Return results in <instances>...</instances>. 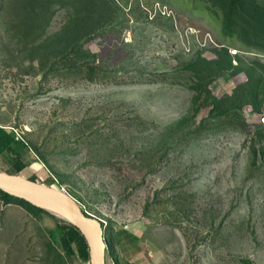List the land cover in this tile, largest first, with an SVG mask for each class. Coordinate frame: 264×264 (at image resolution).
<instances>
[{
  "label": "rangeland",
  "instance_id": "1",
  "mask_svg": "<svg viewBox=\"0 0 264 264\" xmlns=\"http://www.w3.org/2000/svg\"><path fill=\"white\" fill-rule=\"evenodd\" d=\"M111 4L80 61L55 40L76 0H0V124L29 147L15 175L55 177L103 222L106 264H264V41L225 34L211 0ZM199 62L217 79L194 103ZM209 91L239 106L212 115ZM57 217L0 196V264L90 260Z\"/></svg>",
  "mask_w": 264,
  "mask_h": 264
},
{
  "label": "trees",
  "instance_id": "2",
  "mask_svg": "<svg viewBox=\"0 0 264 264\" xmlns=\"http://www.w3.org/2000/svg\"><path fill=\"white\" fill-rule=\"evenodd\" d=\"M78 4V11L81 6L84 7L79 13L77 12L73 15L67 24L64 26V33L61 32L57 35L56 41L65 40L69 43H72L73 49L67 50L65 55L78 58L80 61H86L90 53L88 50L83 48L84 44L90 41L96 34L97 29L100 25L104 24V21H109L112 17L114 7L111 2L113 0H76ZM214 4L220 6L223 9V32L227 35H232L237 33L240 38L243 37L241 33V28L247 26L249 30L253 32L255 41H249L251 44L261 45L264 41V5H262L258 0H211ZM264 45H262V48ZM229 59L226 60L227 66H232V57L228 54ZM215 61L216 65H221V63ZM200 63V62H199ZM201 66L196 68L197 75L193 77L196 80L194 82L193 89L198 92L194 97V103H197L201 98L203 91H208L206 84L212 83L217 79V75L210 71L209 63L202 62ZM198 65L194 62L193 66ZM220 67V66H219ZM204 80H207L204 81ZM208 97L212 103L211 114H224L229 111L233 106H239L238 103H235L231 99V95L218 96L212 94L209 91ZM189 116H185L180 120L181 123L187 122ZM13 130V129H12ZM7 127L0 124V158L6 156L10 161V170L11 174H18L27 167V163L23 158L22 152L17 148L18 145L27 147V143L21 139L17 138V135ZM28 156L34 158V155L29 153ZM5 158V157H4ZM40 159L44 160L41 156ZM56 182L55 177H51L49 184L53 185ZM0 196L6 203H17L25 207L28 211L32 213L42 212L45 209L38 207L24 198L14 196L8 192L0 189ZM83 208V207H82ZM58 226L63 231L62 242L67 246V249L70 253H75L77 246L74 242V238H80V245L78 246L83 252L88 250L89 245L84 234L81 230L74 224L69 223L68 221L57 217ZM103 226V222L101 223ZM128 234V242L132 244V249L134 251H140L141 247L139 245L140 238L133 234ZM107 243V252L110 253L111 243L105 238ZM81 254V253H80ZM89 257V253H88ZM118 262V261H117ZM245 263L251 264L250 259H245ZM84 264H90V260L84 262Z\"/></svg>",
  "mask_w": 264,
  "mask_h": 264
},
{
  "label": "water",
  "instance_id": "3",
  "mask_svg": "<svg viewBox=\"0 0 264 264\" xmlns=\"http://www.w3.org/2000/svg\"><path fill=\"white\" fill-rule=\"evenodd\" d=\"M0 189L45 210L46 207H51L66 214L70 219L58 217L76 225L84 234L89 245L90 264H106L107 243L102 224L67 192L52 185L3 172H0Z\"/></svg>",
  "mask_w": 264,
  "mask_h": 264
},
{
  "label": "bare ground",
  "instance_id": "4",
  "mask_svg": "<svg viewBox=\"0 0 264 264\" xmlns=\"http://www.w3.org/2000/svg\"><path fill=\"white\" fill-rule=\"evenodd\" d=\"M46 210L51 212L52 214L56 215V216H59V217H64L66 219H70L66 214H64L63 212L57 210V209H53L51 207H46ZM70 223V222H69ZM76 223V222H75ZM77 225L79 227H82L81 224L77 223Z\"/></svg>",
  "mask_w": 264,
  "mask_h": 264
},
{
  "label": "crops",
  "instance_id": "5",
  "mask_svg": "<svg viewBox=\"0 0 264 264\" xmlns=\"http://www.w3.org/2000/svg\"><path fill=\"white\" fill-rule=\"evenodd\" d=\"M18 146L21 147L22 145H18ZM18 146H17V148L19 149ZM23 147H24V146H23ZM27 148L29 149V147H24V150H26ZM19 150H20V149H19ZM20 151H21V150H20ZM22 153H23V152H22ZM32 163H33L34 165H35V164H36V165H39V164L37 163V161H35V159L32 160Z\"/></svg>",
  "mask_w": 264,
  "mask_h": 264
},
{
  "label": "built area",
  "instance_id": "6",
  "mask_svg": "<svg viewBox=\"0 0 264 264\" xmlns=\"http://www.w3.org/2000/svg\"><path fill=\"white\" fill-rule=\"evenodd\" d=\"M17 138H21L22 139V137H19L18 135H17ZM64 192H67V190L64 188V187H62L61 188ZM68 193V192H67Z\"/></svg>",
  "mask_w": 264,
  "mask_h": 264
}]
</instances>
